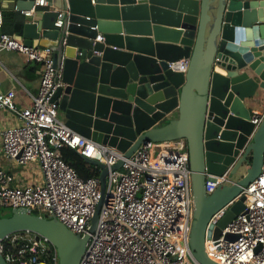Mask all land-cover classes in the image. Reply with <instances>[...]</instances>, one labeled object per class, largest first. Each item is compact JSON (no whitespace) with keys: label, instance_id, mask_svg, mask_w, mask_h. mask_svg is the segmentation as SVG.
Here are the masks:
<instances>
[{"label":"water","instance_id":"95a60500","mask_svg":"<svg viewBox=\"0 0 264 264\" xmlns=\"http://www.w3.org/2000/svg\"><path fill=\"white\" fill-rule=\"evenodd\" d=\"M2 1L14 3L17 11H28L35 2ZM45 1L46 7L24 16L18 38L26 46L51 47L54 66L62 72L52 100L64 124L124 156L141 142L183 141L193 198V260L187 264H218L204 250L206 223L232 201L215 229L218 237L244 210V195L236 197L261 167L264 118L255 127L245 100H264V0ZM97 34L102 41L95 40ZM182 60L185 71L172 69ZM80 158L100 169V198L86 234L71 232L54 217L12 208L0 217V237L35 231L56 248L58 264H78L98 221L108 172L106 165ZM241 164L238 179L205 192V174L228 170L230 177ZM236 237L224 235L229 241ZM0 264H6L1 255Z\"/></svg>","mask_w":264,"mask_h":264},{"label":"built area","instance_id":"2783aa9c","mask_svg":"<svg viewBox=\"0 0 264 264\" xmlns=\"http://www.w3.org/2000/svg\"><path fill=\"white\" fill-rule=\"evenodd\" d=\"M46 5L45 0H35L22 13L27 16L35 7ZM61 15L59 11L57 25L62 24ZM1 24L0 12V28ZM95 40L102 41V36L96 35ZM2 49L18 51L37 63L39 81L27 107L15 104L13 90H0V108L16 119L0 131V152L14 166L36 164L40 178L21 184L15 173L0 168V208L35 210L39 216L56 218L75 234H86L100 198V169L91 165L98 174L81 178L61 158L60 148L67 146L108 168L98 221L78 264H187L193 260L189 249L193 198L185 145L146 141L124 156L80 135L58 118V105L52 100L62 86V72L54 66L51 47L26 46L13 34L0 32ZM171 67L185 71L187 60ZM263 118L264 108L250 120L256 127ZM117 161L121 164L111 170ZM231 182L228 170L205 174L204 190L210 193ZM241 195L244 210L228 221L218 237H214L215 229L232 201L214 211L206 223L204 250L218 264H264V145L260 172L236 198ZM227 233L237 237L225 240ZM0 255L6 264H58L56 248L29 230L0 237Z\"/></svg>","mask_w":264,"mask_h":264},{"label":"crops","instance_id":"0c3cea01","mask_svg":"<svg viewBox=\"0 0 264 264\" xmlns=\"http://www.w3.org/2000/svg\"><path fill=\"white\" fill-rule=\"evenodd\" d=\"M39 8L42 9L44 7H39ZM2 10L19 12L20 14L23 15L22 11L15 10L14 3H11L7 6L6 2L2 1L0 4V12ZM19 33L17 32V30L13 33L15 38H17L18 40H20L18 38ZM20 41L22 42V40ZM220 74H225V73H220ZM38 81H39V65L37 63L33 61H27L25 56L18 51L5 50V49L0 50V90L2 92L13 90L15 92L14 101L19 108L27 107L30 105L31 98L32 96L35 95L37 91ZM257 98L258 99L256 100H258L257 101L258 103H253L252 100H245V106L251 108L250 115H254L255 113L259 112L264 108V100L260 99V96H258ZM176 117L177 114L174 113L172 118H176ZM58 118L64 122L63 114H59L58 112ZM15 122L16 119L13 116V114H11L9 111L5 109L0 108V131L3 128H6L7 126ZM174 143L178 145L177 142ZM0 146H1V140H0ZM167 146L177 147L169 143L167 144ZM178 148L181 147L179 146ZM5 160L6 162L8 161L7 159ZM12 165L14 166V164ZM10 166L11 165H8V168H2V169L6 170L7 172L15 173L17 176V181L19 183L21 184L30 183L27 179L23 180L20 174H18V172L15 169L10 168ZM39 178L37 180H39ZM238 178L239 177L230 178V179L231 181H234Z\"/></svg>","mask_w":264,"mask_h":264},{"label":"trees","instance_id":"16d2710c","mask_svg":"<svg viewBox=\"0 0 264 264\" xmlns=\"http://www.w3.org/2000/svg\"><path fill=\"white\" fill-rule=\"evenodd\" d=\"M1 16H2V24H1L2 33L13 34L16 30L18 33L21 31V27H22L23 20H24V16L22 14H20L19 12L2 10ZM60 155H61V158L66 163H68L75 169V171L81 178H87L92 175L98 174L96 170L97 168H93L91 165L84 162L80 158L76 150L71 149L67 146H62V148H60ZM10 210L11 208H8V211L0 217L9 216ZM31 213L37 215V213H35V210H32Z\"/></svg>","mask_w":264,"mask_h":264},{"label":"rangeland","instance_id":"374dc122","mask_svg":"<svg viewBox=\"0 0 264 264\" xmlns=\"http://www.w3.org/2000/svg\"><path fill=\"white\" fill-rule=\"evenodd\" d=\"M252 101H253V103H258L257 102L258 100H252ZM249 110L251 111V108H249ZM261 111L262 110H260L259 112H261ZM59 114H62V113L59 111ZM163 124H165V122H161L158 126H163ZM175 142H177L180 147H182L184 145V142L181 140H177ZM178 145L176 144L177 147H179ZM8 165H11L10 168L15 169L18 172V174H20V176L22 177L23 180L27 179L30 183H34L35 181H38L37 179L39 178V169H38L36 164L28 163L26 165L13 166L12 162H10L9 160L6 162L5 158L2 155H0V167L1 168H8ZM243 167H244V164H241V167L234 174H232L230 177L231 178L240 177L241 171H242V174L244 172ZM7 211H8V208L0 209V216L4 215ZM35 213H37V212L35 211Z\"/></svg>","mask_w":264,"mask_h":264},{"label":"bare ground","instance_id":"6f19581e","mask_svg":"<svg viewBox=\"0 0 264 264\" xmlns=\"http://www.w3.org/2000/svg\"><path fill=\"white\" fill-rule=\"evenodd\" d=\"M216 72H219V73H224V70H222L221 68L219 67H215L214 69Z\"/></svg>","mask_w":264,"mask_h":264}]
</instances>
